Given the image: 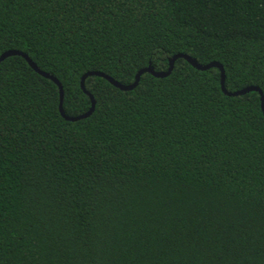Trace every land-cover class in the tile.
Returning <instances> with one entry per match:
<instances>
[{"label": "trees", "instance_id": "trees-1", "mask_svg": "<svg viewBox=\"0 0 264 264\" xmlns=\"http://www.w3.org/2000/svg\"><path fill=\"white\" fill-rule=\"evenodd\" d=\"M28 55L85 112L87 71L127 84L184 53L261 90L264 0H0V54ZM58 86L0 60V264H264L260 94L174 60L129 90Z\"/></svg>", "mask_w": 264, "mask_h": 264}, {"label": "water", "instance_id": "water-1", "mask_svg": "<svg viewBox=\"0 0 264 264\" xmlns=\"http://www.w3.org/2000/svg\"><path fill=\"white\" fill-rule=\"evenodd\" d=\"M9 55H20V56H22L31 68H33L39 74L51 79L58 86L59 99H60L59 105H58V110H59L61 116L64 119L70 120V121L78 120V119H81V118H84V117L88 116L90 114V112L92 111V109H93L94 99H93L92 95L88 91H86L84 89L83 82H84V79H85L86 76H88V75L101 76V77L105 78L108 82H110L112 85L117 87L118 89H120V90H129V89H132L137 84L139 76L142 73H144V72H148V73H150L151 75H153L155 77H162V76L167 75L170 72L171 68H172L174 60L176 58H178V57H181V58L185 59L193 67H195L197 69H200V70L207 69V68H209L211 66L217 67L220 70V88H221L222 92L224 94H226V95H232L233 96V95L242 94V93H244V92H246L248 90H256L260 94V108H261L262 114L264 115L263 96H262L261 90L258 87H256V86H246V87L238 89V90L228 91V90H226L224 88V85H223V76L224 75H223V69H222L221 64H219L217 62H208L206 64H200L194 58H192L191 56H189L187 54L176 53V54H173L171 57L168 58V67H167L166 70H154V68L151 66V64H148L147 66L137 70V72L134 75L133 81L130 82V83H127V84L118 82V81L114 80L112 77H110L109 75L104 74V73H102L100 71H87V72H85L80 78V87L88 95V97L90 99V106L82 114H79V115H76V116H68V115H66L63 112V110L61 108L62 87H61L60 83L58 82V80L54 76H52L51 74L40 70L36 66V64L28 57L27 54H25V53H23V52H21L19 50H15V49L5 50L4 52H2L0 54V60H2L3 58H5L6 56H9Z\"/></svg>", "mask_w": 264, "mask_h": 264}]
</instances>
